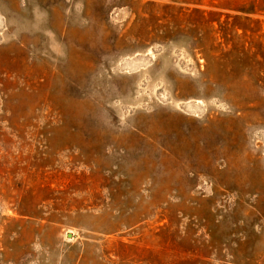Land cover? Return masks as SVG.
<instances>
[{"label": "rangeland", "instance_id": "1", "mask_svg": "<svg viewBox=\"0 0 264 264\" xmlns=\"http://www.w3.org/2000/svg\"><path fill=\"white\" fill-rule=\"evenodd\" d=\"M0 264H264V0H0Z\"/></svg>", "mask_w": 264, "mask_h": 264}]
</instances>
